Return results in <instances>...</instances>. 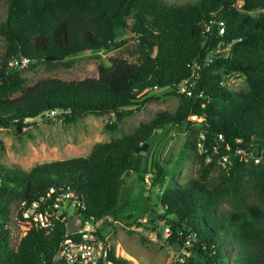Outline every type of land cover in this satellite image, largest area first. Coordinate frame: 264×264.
<instances>
[{
    "label": "trees",
    "instance_id": "obj_1",
    "mask_svg": "<svg viewBox=\"0 0 264 264\" xmlns=\"http://www.w3.org/2000/svg\"><path fill=\"white\" fill-rule=\"evenodd\" d=\"M116 29L129 37L115 40ZM0 38V128L10 127L18 138L50 112L66 123L84 114H107L104 126L113 130L157 98L151 91L181 101L174 113L95 143L85 156L27 170L0 168V264H50L67 219L79 214L95 222L115 215L122 174L135 166L134 156L147 152L156 129L169 124L183 125L185 145L199 141L200 161L223 162L227 174L220 184H209L201 166L197 178L165 185L158 197L162 214L156 217L170 218L167 244L188 235V264H229L224 244L235 246L232 264H264V0H5ZM128 40L136 43L137 61L105 57L96 77L26 84L8 64L24 57L28 68L51 67L118 49ZM235 75L243 77L244 91L225 87ZM183 80L186 91L180 92ZM191 115L200 120L189 122ZM152 165V175L168 173ZM68 192L81 204L71 216L52 208L54 199ZM220 195L227 196L229 208L221 209ZM70 199L62 202L70 205ZM19 202L24 207L35 202L36 211L47 213L49 228L31 227L12 249L4 223ZM106 261L124 263L110 248Z\"/></svg>",
    "mask_w": 264,
    "mask_h": 264
},
{
    "label": "rangeland",
    "instance_id": "obj_2",
    "mask_svg": "<svg viewBox=\"0 0 264 264\" xmlns=\"http://www.w3.org/2000/svg\"><path fill=\"white\" fill-rule=\"evenodd\" d=\"M186 2L192 0H171ZM239 2H236V6ZM252 12L251 14H253ZM5 15V0L0 1V20ZM126 36L124 30L116 29L115 40ZM126 37H129L126 36ZM134 40H128L123 46L109 52L82 54L67 59L61 64L51 67L45 65H25L18 68L19 74L25 78L26 84L43 79L80 80L96 77L97 68L108 56H119L128 62L137 61V47ZM3 43L0 38V55ZM225 87L232 91H244L246 88L243 77H229ZM156 99L147 101L139 111L126 117L113 130L105 128L109 115L84 114L76 117L71 123L62 118L52 116L37 119L23 128L20 137H16L12 129L0 128V168L20 167L23 170L31 166L53 160H62L76 156H85L95 143L108 142L113 138L132 133L140 124L166 113H174L179 109L181 101L176 96L161 95L159 91H151ZM18 93L13 94L17 96ZM50 118V119H49ZM189 122H198L195 116H187ZM157 134L151 136L147 152H140L141 158L133 157L134 167L122 174V183L118 193L115 215H105L94 222L96 230L104 238V244L110 248L117 260L123 264H170L173 251L162 236L165 220L169 216L157 218L162 214L158 197L166 184L183 183L188 179L197 178L201 166L206 168V181L218 185L227 174L219 162L209 163L208 159L200 161V149L186 146L187 130L183 125L169 124L156 129ZM197 134L194 135L195 141ZM244 159H247L244 157ZM153 162H156L168 173L151 174ZM256 163V160H254ZM154 172V171H153ZM139 174L142 178L139 179ZM172 179V182H171ZM243 177L240 185H243ZM238 183V184H239ZM221 209L229 208L227 196L220 195ZM12 204L4 226L7 233L16 231L12 216L15 206ZM60 210L71 216L73 206L62 202ZM16 236L8 240V247H15ZM235 246L224 244L223 253L229 264L233 263ZM177 252V251H176ZM112 264V263H111Z\"/></svg>",
    "mask_w": 264,
    "mask_h": 264
},
{
    "label": "built area",
    "instance_id": "obj_3",
    "mask_svg": "<svg viewBox=\"0 0 264 264\" xmlns=\"http://www.w3.org/2000/svg\"><path fill=\"white\" fill-rule=\"evenodd\" d=\"M8 64L14 68H20L27 65L28 60L24 57L11 59ZM184 83H186V80H183L178 86L180 92L186 91ZM52 113L53 112H50L49 116H51ZM196 145L199 147L200 142L197 141ZM219 163L224 166L223 162ZM65 199H70V206H73V208L81 205L76 198L72 197V193L68 192L56 197L52 203V208H60V203ZM38 202L43 203V198H39ZM36 208L37 204L35 202L31 203L27 207H24L23 202H19L15 206L12 221L16 226L17 233L14 231L7 233L8 240H11L13 236H16L15 247L19 239L25 235L31 227L35 226L43 229L44 231L48 230L49 222L47 213L36 211ZM80 219L81 224L78 230L70 232L74 233V235L69 237L67 235L70 233H65L64 237L59 241L51 257L50 264H101L103 252L107 250V247L104 244V238L96 230L94 221L88 218L82 219L81 216ZM169 234V227L165 225L163 227L162 236L165 239ZM191 240L192 239L188 235H185L183 239L181 236L177 237L175 242H178L180 247L177 252L173 253V259L170 264H188L186 257L190 255L188 248L191 245ZM106 264L110 263L107 262Z\"/></svg>",
    "mask_w": 264,
    "mask_h": 264
},
{
    "label": "water",
    "instance_id": "obj_4",
    "mask_svg": "<svg viewBox=\"0 0 264 264\" xmlns=\"http://www.w3.org/2000/svg\"><path fill=\"white\" fill-rule=\"evenodd\" d=\"M81 224V219L79 214L73 215L72 217H70L69 219L66 220L65 222V233H70L73 231L78 230V228L80 227ZM180 247V244L178 242H174L172 244H170V249L173 252L178 251ZM106 255H107V250H105L103 252L102 258H101V264H106Z\"/></svg>",
    "mask_w": 264,
    "mask_h": 264
}]
</instances>
